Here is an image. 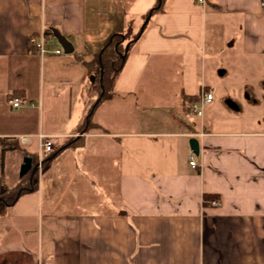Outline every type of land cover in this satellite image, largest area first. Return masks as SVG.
<instances>
[{
	"label": "crops",
	"instance_id": "crops-1",
	"mask_svg": "<svg viewBox=\"0 0 264 264\" xmlns=\"http://www.w3.org/2000/svg\"><path fill=\"white\" fill-rule=\"evenodd\" d=\"M262 1L165 0L127 56L115 97L95 112L99 128L82 134L88 74L78 59L130 21L139 31L156 0H0V140L22 146L0 147V174L9 186L18 182L7 175L27 156L39 159L38 135L60 150L38 169L36 190L0 217V264H264V128H249L238 108L214 105L205 70L221 26V53L264 70ZM53 30L73 53L64 54ZM42 35L44 55L35 47ZM258 83L264 89V75ZM201 89L213 93L203 117L181 114ZM156 101L171 103L178 130L168 109L151 108Z\"/></svg>",
	"mask_w": 264,
	"mask_h": 264
},
{
	"label": "trees",
	"instance_id": "trees-1",
	"mask_svg": "<svg viewBox=\"0 0 264 264\" xmlns=\"http://www.w3.org/2000/svg\"><path fill=\"white\" fill-rule=\"evenodd\" d=\"M165 0H156L155 5L143 16V22L147 21L149 17L156 13L162 12ZM148 24V23H147ZM147 24L142 32L144 33ZM139 31H135V24L128 22L125 30L122 33H113L103 44L101 50L89 56L86 60L84 58L78 59L87 69L88 80L82 87L84 94V113L83 117L77 127L78 133H86L88 131L98 129L99 127L93 122V116L97 109L106 101L115 97L116 93L113 90L115 80L121 72L127 56L132 47L139 41ZM129 43V47L125 52V46ZM197 100V97H191L187 103ZM5 139L0 140L1 154L6 150H15L22 146H10L5 144ZM72 142L67 143L70 146ZM60 152H51L44 156L41 160V169L45 171L49 168L50 162ZM33 165H37L38 156H27ZM38 171V170H37ZM30 170L27 174L20 177L18 182L9 186L7 184L4 174H0V217L5 215L8 207L13 206L19 197L36 190V176ZM207 201V199H205Z\"/></svg>",
	"mask_w": 264,
	"mask_h": 264
},
{
	"label": "rangeland",
	"instance_id": "rangeland-1",
	"mask_svg": "<svg viewBox=\"0 0 264 264\" xmlns=\"http://www.w3.org/2000/svg\"><path fill=\"white\" fill-rule=\"evenodd\" d=\"M142 20V17L139 19ZM222 26L217 29L218 35V42H217V50L211 55H214L216 58L214 61H211L210 64L207 65L206 70V80L209 86L213 88L214 91V105L215 103H220L222 105L227 106L228 108L232 109L228 103L231 102L235 105L236 108L240 110V116L242 117L243 121L249 128L251 127L252 130L255 128L263 129L264 128V89L263 85H259L258 80L264 75V70L261 69L258 63H248V61H243L239 55H236L233 59H228L226 57V52L221 53L220 48H223L221 38L225 37L226 35L223 34L224 28L221 29ZM209 30V34L211 29ZM220 47V48H218ZM226 70L225 75H221V72ZM258 101L259 104L255 107L251 103H255ZM158 102L151 104V108H157L156 106ZM171 103L167 105L161 106V111H165L168 109V112L171 115L172 125L178 128L181 126V123L178 122L176 114L172 109ZM213 105V104H212ZM171 106V107H170ZM187 107V101L181 104V114H184L189 117L192 115L189 114ZM206 108V107H205ZM142 109V107H141ZM157 125L163 124V118L160 121L156 122ZM151 126L145 119L141 121L142 128H149ZM169 126V125H168ZM169 129L168 127H166ZM166 128L164 130H166ZM28 150H34V148L27 147ZM12 158L14 160L20 159L19 152H13ZM6 157V163H7ZM21 166L17 171L12 172V174L8 173V179L10 182H16L18 176H20ZM38 177V178H37ZM36 180H40L39 171L38 175L36 176ZM69 197L72 198L71 195ZM73 203V210L75 208H79V204ZM71 203V204H72ZM84 208V207H83ZM79 209V210H83ZM72 210V209H71ZM74 212V211H73Z\"/></svg>",
	"mask_w": 264,
	"mask_h": 264
},
{
	"label": "built area",
	"instance_id": "built-area-1",
	"mask_svg": "<svg viewBox=\"0 0 264 264\" xmlns=\"http://www.w3.org/2000/svg\"><path fill=\"white\" fill-rule=\"evenodd\" d=\"M199 4L203 5L205 2L204 0H197ZM261 7L264 10V1L261 2ZM46 40L44 36L42 35L40 37L39 42L35 45L36 50L40 55H44L48 53L46 47ZM62 50H57L54 51V54H61ZM213 102V93L209 91H205L204 89H201L198 93L197 100L193 102L187 103V109L190 115H192L195 118L201 119L203 117L204 109L207 107L209 104ZM13 108H17L20 106V101L18 99H14L13 101L10 102ZM196 136L203 137V133L197 134ZM38 140H39V145H38V169L40 170L41 168V160L44 156L50 154L53 151V145L49 139V137L44 136V135H38ZM19 141L22 145H31V139L30 137H25L21 136L19 138ZM189 166L193 169H196L198 167L196 161H195V156L193 152H190L189 154ZM210 205L212 207H217L219 205L218 200H211L209 201Z\"/></svg>",
	"mask_w": 264,
	"mask_h": 264
},
{
	"label": "water",
	"instance_id": "water-1",
	"mask_svg": "<svg viewBox=\"0 0 264 264\" xmlns=\"http://www.w3.org/2000/svg\"><path fill=\"white\" fill-rule=\"evenodd\" d=\"M147 21H145L141 25L138 37L141 36V34H142L146 24H147ZM52 32H53L55 39L57 40V42L59 43V45L63 49L64 54L68 55V54L73 53V47H72L71 43L69 41H67V39L64 36H62L59 32H57L56 30H53ZM128 47H129V43L125 46V52L127 51ZM228 105L231 108L236 109V107H235V105H233V103L229 102ZM188 144H189L190 151L193 152L194 155H198V153H199L198 141L196 139L192 138L189 140ZM30 170H32V172L34 173L35 171L38 170V165H36L34 168H32L31 160L29 158H25V160L21 166L20 177L27 174Z\"/></svg>",
	"mask_w": 264,
	"mask_h": 264
}]
</instances>
